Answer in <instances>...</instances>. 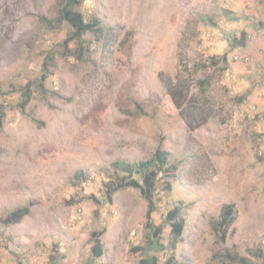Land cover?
<instances>
[{
  "label": "rangeland",
  "instance_id": "374dc122",
  "mask_svg": "<svg viewBox=\"0 0 264 264\" xmlns=\"http://www.w3.org/2000/svg\"><path fill=\"white\" fill-rule=\"evenodd\" d=\"M65 1L0 0V264H239L229 252L264 264V27L254 28L264 0H85L86 19L112 32L86 34L82 59L64 55L67 23L40 19L59 18ZM157 149L177 171L156 187L155 238L144 196L125 187L108 201L107 190L126 176L114 162ZM29 205L20 223H2ZM228 205L223 241L216 226ZM177 206L184 241L173 251L165 220ZM103 230L94 259L91 235Z\"/></svg>",
  "mask_w": 264,
  "mask_h": 264
},
{
  "label": "trees",
  "instance_id": "16d2710c",
  "mask_svg": "<svg viewBox=\"0 0 264 264\" xmlns=\"http://www.w3.org/2000/svg\"><path fill=\"white\" fill-rule=\"evenodd\" d=\"M85 0H66L59 18L57 19H47L45 17H41L40 19L50 28H54L56 25L60 26L63 23H67L69 28L71 29L70 36L64 41L63 47L65 48L64 55L65 56H73L75 57L76 54H78V58L82 59L86 48L84 46V36L88 33L95 34L96 36L103 37L104 31L106 32L105 37H109L112 28H105L102 24V22L96 18L95 16L91 18L90 20H87L85 15L81 12L80 7L82 6L83 2ZM236 18H232L231 20H235ZM264 25L262 23L255 24L254 28H257L260 30V28H263ZM76 41L78 43V50L72 51L70 48V43ZM244 41H246V35L242 34L240 40H236L235 42H239L241 44H244ZM54 56L50 53L48 56L45 57V60L43 62V69H42V76H41V82H40V88L44 93L47 92V89L45 87L44 82L48 78V72L49 67H51L54 63ZM262 65L264 66V61H260ZM200 86L205 85L206 82L200 81ZM32 81H27L25 85L23 86L22 91V103H21V109L24 110L25 107L30 103L32 100V87H33ZM2 94V91L0 90V95ZM243 98L239 100V102H242ZM140 107V106H139ZM4 114V106L0 105V118ZM194 117V115H193ZM169 153L157 149V151L153 154L151 159L147 161L140 162L138 164H131L129 162H122V161H116L112 164L114 169L117 172H124L126 173V176H123L117 184L116 182H113L111 187H108L107 190V199L108 201L112 200V195L116 191L122 188L131 187L135 190H137L148 202V208L146 213L147 218V227L149 229H153L154 237L158 238L162 234V228L154 226L152 224V215L156 209L155 204V192L158 182L162 179L163 181H166V179H171L176 171L177 166H174L173 163L169 160ZM138 176V178H133ZM83 177V173L78 174V178ZM166 189L171 190L172 185L170 182H166ZM32 205L20 207L11 213L7 214L4 219H2V223L6 226L9 225H15L22 221V219L30 214V209ZM233 206L228 205L225 206L222 210V218L220 220V223L216 226V229H221L220 237L223 241L226 239V230L228 227L232 224L234 221L233 218ZM166 223L170 226L171 229V242H170V248L175 251L180 243L184 241L183 239V232L185 228V219L182 215V209L181 207H175L173 210H170L167 213L166 216ZM105 231L100 232H93L91 235V238L93 240V246L91 248V253L94 259H99L103 257L104 250L102 245L101 237L104 235ZM137 250L141 251L140 248H137ZM136 250V251H137ZM259 256H263L261 254V251L259 250L257 252ZM228 257L233 260H235L239 264H248V262L245 259L236 258L233 255L228 253ZM146 262L143 260L141 261V264H145ZM147 264V263H146ZM165 264H178V262L174 261V257L170 258L168 262Z\"/></svg>",
  "mask_w": 264,
  "mask_h": 264
},
{
  "label": "built area",
  "instance_id": "2783aa9c",
  "mask_svg": "<svg viewBox=\"0 0 264 264\" xmlns=\"http://www.w3.org/2000/svg\"><path fill=\"white\" fill-rule=\"evenodd\" d=\"M263 60H264V54H263ZM234 61H241V62L243 61L246 64H250L253 62V58L249 55H245L243 57L236 55L234 56ZM258 66H260V64ZM252 109H255V108H252ZM263 244H264V239H263Z\"/></svg>",
  "mask_w": 264,
  "mask_h": 264
},
{
  "label": "crops",
  "instance_id": "0c3cea01",
  "mask_svg": "<svg viewBox=\"0 0 264 264\" xmlns=\"http://www.w3.org/2000/svg\"><path fill=\"white\" fill-rule=\"evenodd\" d=\"M225 22L230 25V24H235V23H230V22H239V21H234V20L228 19V20H225Z\"/></svg>",
  "mask_w": 264,
  "mask_h": 264
},
{
  "label": "clouds",
  "instance_id": "9594fccd",
  "mask_svg": "<svg viewBox=\"0 0 264 264\" xmlns=\"http://www.w3.org/2000/svg\"><path fill=\"white\" fill-rule=\"evenodd\" d=\"M262 59H263V55H262ZM237 62V61H236ZM253 63V62H252ZM251 64V63H250Z\"/></svg>",
  "mask_w": 264,
  "mask_h": 264
}]
</instances>
